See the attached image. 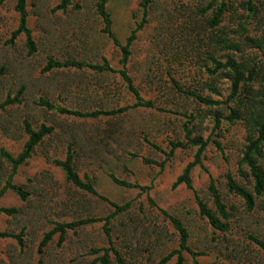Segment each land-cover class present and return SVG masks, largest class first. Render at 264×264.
I'll use <instances>...</instances> for the list:
<instances>
[{
    "label": "rangeland",
    "instance_id": "rangeland-1",
    "mask_svg": "<svg viewBox=\"0 0 264 264\" xmlns=\"http://www.w3.org/2000/svg\"><path fill=\"white\" fill-rule=\"evenodd\" d=\"M155 1L150 23L138 34L133 47L129 70L143 98L154 101L157 109L136 108L116 118L98 119L62 116L36 104L47 98L58 106L91 111L113 103L114 99L120 108L136 103L118 75L44 71L49 57L95 64L106 59L114 69L122 68L121 50L103 33L104 25L95 12L97 0H72L67 12L55 11L60 0H29L30 26L39 48L33 56L28 54L23 36L11 43L18 27L16 0L0 1V104L22 91L21 104L0 109V148L15 156L22 152L27 140L23 132L25 120L35 128L45 124L55 130L15 178L16 184L31 193L29 201H22L13 192L0 198V207L20 211L13 217L0 215V232L23 233L25 241V248L21 249L16 240H0V264H90L102 255H95L94 250L110 248L103 222L68 232L61 246L56 235L43 254L38 252L54 223L85 217L105 218L114 212L107 202L69 184L63 171L53 163L65 159L69 145L75 148L80 176H89L100 195L119 205L132 203L128 213L115 218L111 225L115 246L129 264H160L179 248L178 233L158 207L186 225L191 247L205 253L199 258L200 264L264 262L263 254L248 237L254 234L264 240V213L260 210L247 213L240 201L225 190V176L228 171L237 175L248 143L246 127L224 119L217 127L216 113L226 117L234 104L208 108L179 93L171 79L216 101H226L230 84L219 80L215 85L220 96L210 93L207 88L210 79L203 68L207 64L205 51L192 44L196 35L187 32L191 40L187 44L177 31L180 14L185 13L182 2ZM139 3L140 0H109L113 30L122 44H126L142 20ZM244 3L243 0L230 2L221 30L226 28L227 32L236 33L233 36L237 41L247 37L264 41V0H256V14L247 12ZM195 6L199 4H191ZM179 10L184 13H178ZM244 56L252 60L264 78V43L259 49L246 47ZM253 88L264 90V82ZM188 123L193 137L209 141L203 167L197 166L192 174L194 191L185 185L174 189L173 185L194 162L198 149H179L167 158L172 151L171 143L186 142ZM145 159L158 164H147ZM111 174L152 189L143 193L119 187L111 180ZM211 177L218 182L226 201L238 208L230 233L215 231L200 216L196 193L210 202L207 188ZM150 198L158 207L150 204ZM259 204L264 205V198ZM185 258L186 264H193L189 254ZM168 264H176V259Z\"/></svg>",
    "mask_w": 264,
    "mask_h": 264
},
{
    "label": "trees",
    "instance_id": "trees-1",
    "mask_svg": "<svg viewBox=\"0 0 264 264\" xmlns=\"http://www.w3.org/2000/svg\"><path fill=\"white\" fill-rule=\"evenodd\" d=\"M0 1L5 2L6 0ZM180 1L182 2L181 8L185 13L181 12V9L178 12L184 13L180 14L181 19L175 16L178 20L180 19L177 31L181 34L182 40L187 44L191 43L189 39L190 35H187V32H190L192 36L196 35L192 44L195 46L198 44V47L205 51V63L207 64L203 68L210 79L207 83L210 93L220 96L215 82L224 80L230 84L228 89L229 95L226 101H216L211 96H204L198 91L184 88L174 78L171 81L179 93L193 98L208 108L234 104L235 107L231 108L230 115L225 117L221 113H216V125L219 127L222 119L231 123H243L247 129L249 138L243 151L242 159L238 164L237 175L228 171L225 176V190L229 195L240 201L247 213L251 214L257 210L264 213V205L259 204V200L264 198V90H254L253 88L258 82H264V78L260 75L261 70L256 65H252V60L244 56L246 47L259 49L262 47L264 41L250 37L245 39L240 38L237 41V38L233 36L236 33H229L226 31V28L225 30H221L222 24L225 22L226 16L230 11V2L233 0ZM243 1H245L244 8L247 12L250 14L257 13L256 0ZM196 3L199 6L191 7V4ZM108 4L109 0H97L95 12L104 25L103 33L121 50L122 68L120 70L114 69L106 59L102 63L95 64L86 60H57L49 57L44 71L47 73L56 71H89L101 76L118 75L126 91L133 97L136 103L133 106L120 108L116 107L114 99L112 100L113 103L103 104L96 110L85 111L58 106L47 98H41L36 103L38 106L48 111H54L62 116L79 119L116 118L136 108L157 109L154 101L143 98L129 70V64L133 55L132 50L138 40V34L150 23L151 13L156 1L140 0L139 8L143 17L141 22L137 24L136 29L132 31L126 44H122L114 33V22L108 10ZM72 5V0H60L55 11L67 12ZM15 12L18 15V27L12 34L11 43H14L18 38L23 36L28 54L33 56L38 52L39 48L30 26L29 0H16ZM257 43L259 46L256 47L255 44ZM1 74L2 72L0 71V78ZM21 96L22 91L15 98L9 97L5 102L0 104V109L5 110L8 106L21 104ZM189 125L190 123L185 125L186 142L171 143L172 151L170 154H167V158H171L179 149L190 147L198 149L194 162L185 168L183 174L178 177L173 185L174 189L185 185L188 189L194 191L192 174L197 166L203 167L204 153L209 146V141H205L201 137H193V131L189 128ZM54 131L53 127L45 124L39 128H35L29 120H25L23 122V132L27 140L22 152L15 156L5 148H0V198L8 192H13L22 201H29L31 193L24 186L16 184L15 178L18 175L19 169L33 158L37 149L45 143L47 138L53 135ZM218 146L220 147L219 144ZM154 147L158 148L155 145ZM145 162L147 164H158L150 159H145ZM53 163L63 171L69 184L83 193L107 202L114 209V212L105 218L85 217L69 223H54V228L45 235L40 244L39 254H43L44 248L49 245L56 235H59V245L61 246L66 241L68 232L104 222V231L109 239L110 248L94 250L93 253L95 255L101 253L102 255L98 256L90 264H129L123 253L115 246L111 225L115 218L128 213L132 207V203L125 205L113 203L108 198L99 194L89 176L82 178L76 168V151L73 145L68 146L64 160H54ZM237 177H240L247 185L240 182ZM110 178L119 187L140 190L143 193H149L152 189L138 183L121 180L113 174L110 175ZM207 196L210 199L211 205L209 204L210 202H207L196 193L200 216L207 220L215 231L222 234L230 233L233 219L238 213V208L226 201L218 182L212 177L207 188ZM149 202L151 205L158 207L153 199L150 198ZM158 208L170 220L175 231L178 233L179 239V248L164 257L160 264H168L174 258L176 259V264H186L185 254L191 256L193 264H200L199 258L205 256V253L197 252L191 247V236L186 225L177 216L169 214L167 211L160 209V207ZM19 213L20 211L16 208L8 209L0 207V215L13 217ZM248 237L264 256V240L254 234H249ZM6 239L16 240L21 249L25 248L23 233L0 232V240ZM243 263L264 264V262L258 260H244Z\"/></svg>",
    "mask_w": 264,
    "mask_h": 264
}]
</instances>
